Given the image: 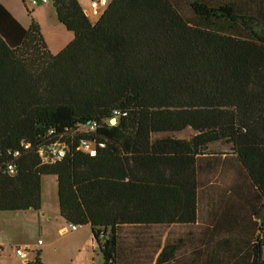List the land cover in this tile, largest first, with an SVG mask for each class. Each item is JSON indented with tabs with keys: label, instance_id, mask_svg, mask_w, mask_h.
<instances>
[{
	"label": "trees",
	"instance_id": "obj_1",
	"mask_svg": "<svg viewBox=\"0 0 264 264\" xmlns=\"http://www.w3.org/2000/svg\"><path fill=\"white\" fill-rule=\"evenodd\" d=\"M48 2L74 33L57 55L0 3V212L40 211L55 176L61 218L91 227L104 264H179L186 238L162 247L163 230L196 225L209 197L221 249L196 264H264V0H111L95 23Z\"/></svg>",
	"mask_w": 264,
	"mask_h": 264
},
{
	"label": "crops",
	"instance_id": "obj_2",
	"mask_svg": "<svg viewBox=\"0 0 264 264\" xmlns=\"http://www.w3.org/2000/svg\"><path fill=\"white\" fill-rule=\"evenodd\" d=\"M22 3L26 6L27 12L32 14L31 18L34 19L40 26L42 35L44 40L53 55L59 54L63 49H65L73 40H74V33L68 31L56 18L53 9L48 5L49 3H42L36 2L37 0H21ZM83 7L84 12L90 18L92 22H96V20L91 19V6L90 3L92 0H78ZM99 1V10L102 8V5H105L103 8L106 9L108 4L111 0H98ZM0 3L3 4L10 13L21 23V25L25 28H29L31 25V21L28 19H21L16 16L15 8L5 1L0 0ZM55 9V8H54ZM104 11V10H103ZM55 177V176H53ZM56 178V177H55ZM57 180V178H56ZM43 178H42V203L40 211H25V212H0L1 213H15L20 216V219L23 221V226L15 229H11V227H0V248L8 245L5 242V238L7 239L8 236L12 234L15 235H23L24 232H32V227L36 230L40 229L43 231L46 227H55L57 226L56 233L58 235L66 233L72 234L74 239L80 240V248L78 247L79 251L81 252V247H83L86 251L89 249L92 250L91 254L87 252V256L91 259L92 264H95L94 257L97 258V253L101 256L102 264H104L103 257L97 247L96 242L93 239V234L91 227L81 226L78 227L76 230L72 229V225L67 224L56 212L49 209V207L45 203L44 195H43ZM47 185V184H46ZM217 185L222 186L217 183ZM217 197V195H215ZM215 200V199H214ZM200 206V218L196 225L190 227H169L166 230H163L162 233V247L165 244L166 239L170 236V233L173 232L176 238H186V245L185 251L183 252V256L179 260V264H196L197 260V253L204 251L208 247L207 242L211 241L212 249L216 251H220V246L218 242L220 241V237L217 235L215 236V232L213 231V227L208 222V214L213 212V209L217 208V205L213 206L211 199L209 197L202 200V203L199 204ZM15 215V216H17ZM1 216V215H0ZM88 227L90 229H85L81 231L79 228ZM3 239V240H2ZM193 241H191V240ZM223 239V238H222ZM84 241V242H83ZM44 245V244H42ZM88 247V248H87ZM161 247V249H162ZM19 250V249H17ZM161 251V250H160ZM159 251V253H160ZM159 253L155 256V260L152 264H156V258ZM100 259V258H98ZM205 259L207 256H201L198 264H204ZM220 259L219 257L217 258ZM29 257L24 259V263L27 264L28 262H33Z\"/></svg>",
	"mask_w": 264,
	"mask_h": 264
},
{
	"label": "rangeland",
	"instance_id": "obj_3",
	"mask_svg": "<svg viewBox=\"0 0 264 264\" xmlns=\"http://www.w3.org/2000/svg\"><path fill=\"white\" fill-rule=\"evenodd\" d=\"M3 1L15 8L14 12L18 18L28 19L29 21L32 20V14L27 12L26 6L21 0ZM48 3L57 18L53 3ZM104 6L105 5H102V8L99 10L100 14L104 12ZM97 17V15H92L91 13L92 20H96ZM194 134L195 133L189 128L181 133L175 134V136L179 139H190ZM163 136L167 135H159L157 137ZM211 149L212 151L228 152L230 150V145L226 143H217L212 145ZM43 181V195L45 203L50 210L59 215L57 180L53 176H45L43 177ZM0 215V227L9 226L11 229H15L22 227L24 224L20 219V216L15 213H1ZM57 226L58 225L55 227H46L43 231L40 229L36 230L32 227V232L28 230V232H24L22 236L15 234L8 236L7 239L5 238V242H7L8 245L0 248V264H25L24 259L29 257L31 260H34L37 252L41 253L43 264H92L91 259L87 256V252L91 254L92 250L89 249L86 251L83 247H81L80 252L78 249V247L80 248V242H78L80 240L74 239V236H72L69 232L65 235H58L56 233ZM79 229H81V231H85V229L90 228L83 227ZM17 249L23 251L25 253V257L18 255ZM97 255V258L94 257L95 264H102L101 256L98 253Z\"/></svg>",
	"mask_w": 264,
	"mask_h": 264
},
{
	"label": "built area",
	"instance_id": "obj_4",
	"mask_svg": "<svg viewBox=\"0 0 264 264\" xmlns=\"http://www.w3.org/2000/svg\"><path fill=\"white\" fill-rule=\"evenodd\" d=\"M40 2L47 3L48 0H40ZM90 6H91V10H92V15L99 16L100 15V13H99V1L98 0H92L91 3H90ZM116 114L118 116L121 115L120 112H117ZM96 127H97V125L96 124H93V125H91L89 127V130L90 131H93ZM81 148H82L83 151L89 153L91 156H94L96 154V147H95V145L92 142H87V141L82 142ZM51 150H52V154L54 155V158H56V159L59 158V157H63L65 155V152L62 149L52 148ZM8 170H9V172L11 174L14 173V167L12 165H10L8 167ZM72 229L73 230H76L77 229V226H74L73 225L72 226ZM17 253L21 257H25V253L23 251L17 250Z\"/></svg>",
	"mask_w": 264,
	"mask_h": 264
},
{
	"label": "water",
	"instance_id": "obj_5",
	"mask_svg": "<svg viewBox=\"0 0 264 264\" xmlns=\"http://www.w3.org/2000/svg\"><path fill=\"white\" fill-rule=\"evenodd\" d=\"M56 5H57V3H53V6H54V7H55ZM116 121H117L116 119H112V120H111V124L114 125V124L116 123ZM0 156H1V154H0Z\"/></svg>",
	"mask_w": 264,
	"mask_h": 264
}]
</instances>
